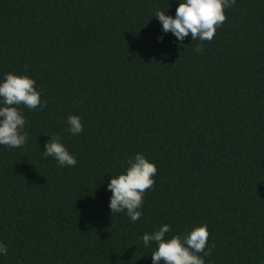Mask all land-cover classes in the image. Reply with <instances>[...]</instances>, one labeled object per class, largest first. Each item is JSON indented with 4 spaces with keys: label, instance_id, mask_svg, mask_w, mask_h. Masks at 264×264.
<instances>
[{
    "label": "trees",
    "instance_id": "1",
    "mask_svg": "<svg viewBox=\"0 0 264 264\" xmlns=\"http://www.w3.org/2000/svg\"><path fill=\"white\" fill-rule=\"evenodd\" d=\"M176 7L0 0V76L35 79L44 104L19 106L25 145H0V264H151L142 234L165 223L207 224L205 264H264V0H236L211 41L162 33ZM49 136L75 166L41 154ZM137 152L157 172L130 222L106 185Z\"/></svg>",
    "mask_w": 264,
    "mask_h": 264
},
{
    "label": "clouds",
    "instance_id": "2",
    "mask_svg": "<svg viewBox=\"0 0 264 264\" xmlns=\"http://www.w3.org/2000/svg\"><path fill=\"white\" fill-rule=\"evenodd\" d=\"M236 0H176L174 16L166 15L165 10H157L153 17L161 24L162 33H171L178 43L189 36L191 40L211 41L216 28L225 20L224 10L231 7ZM162 37L158 38V41ZM202 50L197 45L196 52ZM35 79L28 75L14 72L0 76V145L8 148H19L28 141L24 131L25 118L20 109L22 104L27 109L42 108L41 92L35 87ZM67 130L72 135H79L83 125L78 115H68ZM45 157H52L57 164L75 166L77 160L59 136H49L44 144ZM127 166L116 176H110L106 185L109 190L108 208L111 214L126 213L130 222H136L142 216V204L145 190L155 183L157 168L149 158L137 152L127 160ZM170 225L165 223L151 232L142 234L144 247L155 249L150 252L151 264H205L204 257L210 253L208 246V226L201 223L193 226L186 234H175L168 237ZM7 246L0 242V256H6ZM203 253V256L199 255Z\"/></svg>",
    "mask_w": 264,
    "mask_h": 264
}]
</instances>
